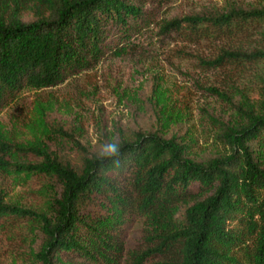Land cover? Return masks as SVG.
Here are the masks:
<instances>
[{
    "label": "trees",
    "instance_id": "1",
    "mask_svg": "<svg viewBox=\"0 0 264 264\" xmlns=\"http://www.w3.org/2000/svg\"><path fill=\"white\" fill-rule=\"evenodd\" d=\"M170 1L0 0V112L25 88L139 54L152 26L212 48L196 57L205 69L249 76L238 101L210 89L235 118L210 117L223 151L206 160L157 131L120 139L118 158L76 140V162L0 134V225L36 226L33 264H264V5L159 19ZM11 173L54 186L49 212L6 201L2 180Z\"/></svg>",
    "mask_w": 264,
    "mask_h": 264
},
{
    "label": "rangeland",
    "instance_id": "2",
    "mask_svg": "<svg viewBox=\"0 0 264 264\" xmlns=\"http://www.w3.org/2000/svg\"><path fill=\"white\" fill-rule=\"evenodd\" d=\"M262 5L264 0H171L158 17ZM142 43L139 54L107 60L54 87L23 89L0 112V134L18 147L40 148L73 162L80 155L76 140L100 153L105 142L129 139L136 131L176 135L197 160L222 152L210 117L233 120L235 114L210 89L238 101L245 96L237 91L249 76L205 69L196 57L212 56V48L160 34L155 26ZM244 89L254 93L247 85ZM2 181L8 203L38 212H49L57 194L38 174L11 173ZM138 227L139 222L129 232V250ZM36 229L33 224L18 230L0 225V264H33L31 253L40 242Z\"/></svg>",
    "mask_w": 264,
    "mask_h": 264
},
{
    "label": "clouds",
    "instance_id": "3",
    "mask_svg": "<svg viewBox=\"0 0 264 264\" xmlns=\"http://www.w3.org/2000/svg\"><path fill=\"white\" fill-rule=\"evenodd\" d=\"M100 155L106 159L113 157L118 158L121 155V144H119L115 140L105 142L102 146ZM117 166H119L118 160H117Z\"/></svg>",
    "mask_w": 264,
    "mask_h": 264
}]
</instances>
